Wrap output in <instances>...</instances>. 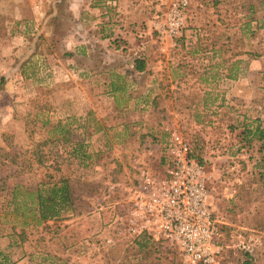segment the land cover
Here are the masks:
<instances>
[{"label":"rangeland","instance_id":"374dc122","mask_svg":"<svg viewBox=\"0 0 264 264\" xmlns=\"http://www.w3.org/2000/svg\"><path fill=\"white\" fill-rule=\"evenodd\" d=\"M174 1L0 0V264H139L132 189L163 177L172 132L203 162L227 255L264 264V140L245 136L264 128V0H188L161 38ZM61 176L93 183L88 208L21 243L10 192ZM157 244L151 260L183 264Z\"/></svg>","mask_w":264,"mask_h":264},{"label":"built area","instance_id":"2783aa9c","mask_svg":"<svg viewBox=\"0 0 264 264\" xmlns=\"http://www.w3.org/2000/svg\"><path fill=\"white\" fill-rule=\"evenodd\" d=\"M188 0L172 2L163 21L156 23L161 38L181 33ZM162 178L143 172L132 189L130 231L149 234L178 249L183 264H242L227 255L230 245L214 214L209 178L202 163L178 132L171 133L169 156ZM240 247V246H239Z\"/></svg>","mask_w":264,"mask_h":264},{"label":"trees","instance_id":"16d2710c","mask_svg":"<svg viewBox=\"0 0 264 264\" xmlns=\"http://www.w3.org/2000/svg\"><path fill=\"white\" fill-rule=\"evenodd\" d=\"M213 4L217 7L220 4V0H213ZM134 67L138 72H144L147 69L146 58L136 59ZM6 80L5 76L0 78V91L4 89ZM245 136H247V139L250 138V140H264V128L257 126L254 129H245ZM167 150L168 154L162 158L165 166L171 164V160L168 158L169 146H167ZM191 156L203 163L202 160L196 158L192 150ZM92 186L93 183L85 182L82 187V184L73 183L71 178L67 176H61L53 182H42L33 190L25 189L23 192L20 190V186H15L10 192L11 199L8 198L7 203L9 206H13L11 215L15 222L12 223V228L13 233L18 236V241L21 243L28 241L30 234L34 233L32 229H38L40 226H43V229L50 228L51 221L63 219V215L69 211L81 212L83 209L88 208L89 198L92 195L90 191H86ZM2 211L4 212L5 209ZM157 242L161 243L164 241L156 240L149 234L138 236L136 239L137 254L141 255L139 264H163L158 257L151 260L157 250ZM253 259V256L246 252V258L242 264H254Z\"/></svg>","mask_w":264,"mask_h":264}]
</instances>
